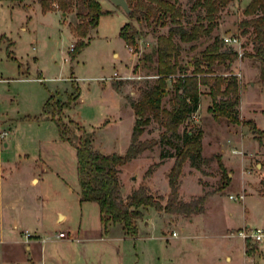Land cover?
<instances>
[{"label":"rangeland","instance_id":"rangeland-1","mask_svg":"<svg viewBox=\"0 0 264 264\" xmlns=\"http://www.w3.org/2000/svg\"><path fill=\"white\" fill-rule=\"evenodd\" d=\"M98 1L108 12L100 16L98 25L84 38L86 45L74 57L69 48L76 39L69 25L77 22L75 8L66 13L53 3L52 10L42 12L37 0L0 1V160H18L17 153L21 151L27 152L31 159L42 154L46 160V165L36 170L40 178L37 185L28 184L34 164L30 159L22 160L16 168L7 167L0 174L2 190L23 197L24 205H28L25 214L19 213L23 205L14 211L16 229L9 226L14 221L12 218L7 223L5 219L2 238L6 242L0 243V263L8 257L5 251L8 242L25 239L21 232L24 225H29L31 232L37 227L38 244L46 243L47 253L60 256H65L66 246L72 245L73 239H67L71 240L67 243L66 238L55 237L58 231H67L82 240L83 233L92 238L99 225L98 204L78 198L76 151L67 141H55L59 137L56 124L43 113L46 100L53 95L52 99L65 101L77 87L83 100L78 101L79 93L76 102L61 117L77 121L81 128L93 132L95 149L124 153L136 118L128 98L137 99L140 89L156 79L154 70L143 67L142 63L136 72L133 68L144 53L154 52L157 36L167 34L172 24L161 26L155 21L132 18L109 0ZM193 1L179 0L184 26L196 22L197 11L191 9ZM249 1L233 0L224 6L219 12V25L210 36L189 43L175 36L180 45L181 63L199 56L215 35L222 38L236 35L240 39L234 45L237 59L229 69L220 67L216 72L227 74L231 70L239 80L241 123L232 124L224 117L215 120L207 109L212 102L208 88L200 85L199 107L179 127L180 134L186 130L202 131L204 163L200 169L189 160L183 163L179 198L190 201L205 195L203 212L186 216L148 207L133 237L125 235L120 224L108 226L103 237L114 246L113 255L106 247L102 249L101 242L90 245V252L98 255L100 264H264L261 245L238 235L243 228L264 230V195L259 190V181L264 177V137L259 142L245 124L251 119L264 130V81L259 62L247 54L254 52L250 36L241 34L239 27ZM127 22L135 26L136 46L132 48L119 34ZM153 59L154 64L155 54ZM115 71L132 78L116 79ZM138 75L142 77L133 78ZM38 76L43 80L38 81ZM168 97L163 101L166 106ZM72 128L80 132L76 125ZM163 130L152 121L140 139H156L158 143L120 167L124 196L145 185L153 195H162L161 202L166 203L168 173L182 139H161ZM3 142L8 144L4 146ZM239 194L244 195L243 199H232V195ZM58 210L66 214L63 220H56ZM173 231L177 232L176 237L172 236ZM47 236L43 243L41 238ZM244 242L245 248H252L250 253L245 251ZM73 244H77L75 240ZM227 255L230 260L226 259ZM39 260L35 256L32 264Z\"/></svg>","mask_w":264,"mask_h":264},{"label":"trees","instance_id":"trees-1","mask_svg":"<svg viewBox=\"0 0 264 264\" xmlns=\"http://www.w3.org/2000/svg\"><path fill=\"white\" fill-rule=\"evenodd\" d=\"M231 1L233 0H194L191 9L197 11L196 22L184 26L181 22L183 11L179 0H127L131 8L130 17L139 20L143 18L147 22L155 21L156 25L161 26L170 22L172 26L169 27L167 34L157 36L154 52L144 53L133 68L136 72L142 63L143 67L154 70L156 79L150 86L140 89L137 99L128 98L136 118L130 142L124 153H103L95 149L93 132L81 128L77 121H66L61 117L64 110L71 107L79 97L77 87L65 101L54 100L53 95L46 100L43 113L55 122L60 139L69 142L75 148L80 201H94L98 204L100 222L105 232L108 226L120 224L125 235L135 236L138 221L143 217L144 209L148 207L186 216L203 212L205 195L190 201L179 198V177L183 163L189 160L196 169H200L204 163L201 153L202 131L186 130L180 134L179 127L197 111L201 95L200 85L208 88L212 102L207 109L215 120L224 117L232 124L241 123L238 110L239 80L231 70L227 74L216 72L220 67L229 69L237 59L238 52L233 45L224 42L221 36L215 35L201 50L199 56L181 63L180 45L176 42L175 36L178 35L180 41L186 43L210 36L219 25L220 10ZM37 2L42 12L52 10L53 3L66 13L71 12L73 8L76 9L77 22L69 25L71 34L76 39L71 50L72 57L86 45L87 41L84 38L98 25L100 16L108 12L98 0H37ZM243 14L245 17L239 23L241 34H249L254 49L253 53L247 54L259 62L264 81V0H250L244 7ZM119 34L128 47L136 46L134 24L131 22L123 24ZM154 54L156 59L153 64ZM169 83L172 85L171 89ZM167 96L169 97L166 106L163 101ZM152 121L164 128L160 135L161 139H182V145L176 151L168 173L169 193L165 204L161 202L162 195H153L145 185L138 186L125 196L121 192L120 167L158 143L156 139H140ZM245 124L261 142L264 130L256 127L251 119ZM72 125H76L80 132H75ZM219 166L224 168L221 162ZM150 170L151 167L147 170V175ZM259 186L261 194L264 195V177L260 179ZM251 251L252 248L246 247L247 253Z\"/></svg>","mask_w":264,"mask_h":264},{"label":"crops","instance_id":"crops-1","mask_svg":"<svg viewBox=\"0 0 264 264\" xmlns=\"http://www.w3.org/2000/svg\"><path fill=\"white\" fill-rule=\"evenodd\" d=\"M250 2V1H249ZM248 2V3H249ZM246 3V5L248 4ZM245 5V6H246ZM80 100H83L82 97V91L80 90ZM129 108H131L130 106H128ZM58 140L59 143L60 142H64V140L60 139L58 137V139H55V141ZM56 141V142H58ZM66 142V141H65ZM4 146H6V144H8L7 142H3ZM18 155V160H16L17 158H14V161H10L8 159H4L1 158L0 160V174L2 176V174L4 173V170L8 167H18V164L22 162V160L27 161V159L29 161H34V164L31 168V173L28 177V184H33V185H37L40 181L39 176L36 173V170L39 169V167H41V165H46V160L44 159L45 157L42 156V154H40L39 158H30V155L27 152L21 151L20 153H17ZM33 163V162H32ZM78 198L80 199V185L78 188V192H77ZM26 200L23 197H20L16 194H7L2 190V187H0V243L4 244L6 241L4 238H2L3 235V231L5 230V219H6V223H7V219L9 218H14L13 215L16 214V212H14L18 207L21 208L22 205V209L21 212L22 214H25V208H27L26 205ZM8 213H10L8 215ZM66 217V214L60 210L57 211V216H56V220L60 221L63 220ZM38 218V217H36ZM99 219H100V215H99ZM14 221L12 223H8V225L11 228L16 229L18 227V223L15 221V219H13ZM38 220V219H37ZM249 223L245 224V227H248ZM36 229L34 230L32 228V232H31V228L29 227V225H24V229L21 231L24 235V231L27 230L28 232L31 233V236L28 241L26 239L24 240H19V239H13V240H9L10 242H8L9 245L6 246V250L8 257L4 260L1 261L0 264H32L33 259L38 258L40 259L39 261L36 262V264H100V261L97 260L98 255H96L94 252H90V245H95V244H99L100 242L106 246H102L103 248H107L108 253L113 255L112 251L114 249V246L109 242L106 241L108 240V238H104L103 237V228L101 225V222L99 220V225L98 227L95 229L94 231V235H92V238H89L87 233H83L85 234V239H82L83 241L85 240V242L80 243L82 240L79 236H70V233L67 231H64L68 237H64L66 238V242L71 241V240H67L72 238V245H68L67 247V253L65 254V256H60L59 254L55 253L53 254V252L51 253H47L46 250V243L45 244H38L39 242H37L38 238H39V231L38 228L35 227ZM78 233L80 232L79 229L77 231ZM78 235V234H77ZM176 237V236H173ZM87 238V239H86ZM43 238H41V241L44 243L46 242L45 240H43ZM74 240L76 241L77 244H73ZM88 241V242H87ZM67 242V243H68ZM7 244V243H6ZM244 249L246 251L245 248V242H244ZM119 258V259H118ZM227 260H230L231 257L229 255L226 256ZM117 260H120V256L117 257ZM120 262V261H119Z\"/></svg>","mask_w":264,"mask_h":264},{"label":"built area","instance_id":"built-area-1","mask_svg":"<svg viewBox=\"0 0 264 264\" xmlns=\"http://www.w3.org/2000/svg\"><path fill=\"white\" fill-rule=\"evenodd\" d=\"M224 39V42L230 44V45H235V44H239V37L236 36V35H231V36H226L223 38ZM73 49V45L70 46L69 50L71 51ZM113 77L116 78V79H119V80H123V79H131L132 77L131 76H126V75H121L119 74L118 72H114L113 73ZM142 76H134L133 78H141ZM36 79L38 81H42L43 79L38 76L36 77ZM232 199H243L244 195L243 194H239L238 196H231ZM231 234H233V232H231ZM238 235L240 237L243 238V240H246V239H251L252 241H254L255 243L259 244V245H263L264 244V230L260 227H257V228H254V229H249V228H243V229H240L238 231ZM31 236V233L28 232L27 230L24 231V237L25 239L28 241V239L30 238ZM172 236H177V232L176 231H173L172 232ZM49 236H47L46 238H44L43 240L45 239H48ZM55 237H59V238H64V237H68L67 234L64 232V231H58L56 234H55Z\"/></svg>","mask_w":264,"mask_h":264},{"label":"water","instance_id":"water-1","mask_svg":"<svg viewBox=\"0 0 264 264\" xmlns=\"http://www.w3.org/2000/svg\"><path fill=\"white\" fill-rule=\"evenodd\" d=\"M109 1L115 6L122 8L126 13L129 14L131 12V8L129 7L127 0H109ZM261 248L264 249V244L261 245Z\"/></svg>","mask_w":264,"mask_h":264}]
</instances>
